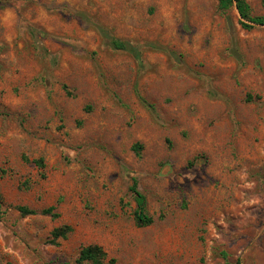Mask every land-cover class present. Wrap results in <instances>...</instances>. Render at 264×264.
<instances>
[{
    "label": "rangeland",
    "instance_id": "obj_1",
    "mask_svg": "<svg viewBox=\"0 0 264 264\" xmlns=\"http://www.w3.org/2000/svg\"><path fill=\"white\" fill-rule=\"evenodd\" d=\"M241 20L217 0H0V264H77L88 244L264 264V25Z\"/></svg>",
    "mask_w": 264,
    "mask_h": 264
},
{
    "label": "trees",
    "instance_id": "obj_2",
    "mask_svg": "<svg viewBox=\"0 0 264 264\" xmlns=\"http://www.w3.org/2000/svg\"><path fill=\"white\" fill-rule=\"evenodd\" d=\"M218 6L220 8H228L235 2L236 9L241 17L240 25L244 29H251L255 25H264V15L260 16H251L249 13L248 5L243 0H217ZM264 3V0H262ZM110 44L113 48L117 50H126L132 53V48L129 44L118 41L116 39H111ZM135 55V54H134ZM137 59L138 57L135 56ZM139 148V146H134ZM35 163L41 168H43V163L41 159L35 160ZM132 183L129 186V191L133 193L134 200L136 203V209L134 210V220L137 226H147L152 223V218L147 215L145 210L146 200L144 195L138 190L137 182L135 178H132ZM19 210L23 214H33L34 210H28L27 208L20 207ZM53 208H47L41 211V213L48 214L51 213ZM56 216V214H52ZM71 231L69 226H63L55 228L51 235L53 239L65 238L67 233ZM77 264L87 262L89 264H116V260L113 257H109L107 253L97 244H88L82 246L79 250L78 256L75 260ZM236 264H240L237 260Z\"/></svg>",
    "mask_w": 264,
    "mask_h": 264
}]
</instances>
